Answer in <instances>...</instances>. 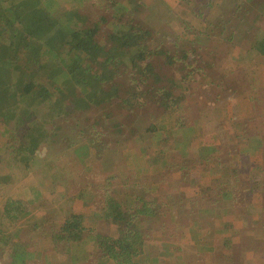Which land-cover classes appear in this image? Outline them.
Masks as SVG:
<instances>
[{
    "label": "rangeland",
    "instance_id": "374dc122",
    "mask_svg": "<svg viewBox=\"0 0 264 264\" xmlns=\"http://www.w3.org/2000/svg\"><path fill=\"white\" fill-rule=\"evenodd\" d=\"M119 1L126 0H60L65 9L109 17ZM259 3L212 0L207 8L197 0L193 6L136 0L132 15L156 41L172 51L177 40L200 46L215 65L191 80L212 82L183 91L185 101L173 112L149 100L130 116L123 110V132L112 134L110 124L96 148L82 120L48 118L40 129L52 134V142L29 160L27 171L12 156L26 126L0 116V237L12 235L7 244L0 240V264L11 261L17 241L32 256L28 264H113L99 250L116 236L113 208H132L138 216L135 264H264V56L251 48L264 27ZM199 7L205 16L195 14ZM215 18L226 23L212 38L205 24ZM26 54L20 53L25 68ZM167 73L175 75L170 68ZM137 197L155 202L153 213L135 212ZM8 200L27 203L13 223L1 219ZM67 218L79 236L55 241L52 235Z\"/></svg>",
    "mask_w": 264,
    "mask_h": 264
},
{
    "label": "trees",
    "instance_id": "16d2710c",
    "mask_svg": "<svg viewBox=\"0 0 264 264\" xmlns=\"http://www.w3.org/2000/svg\"><path fill=\"white\" fill-rule=\"evenodd\" d=\"M27 1L30 2L25 5ZM135 1L117 2V10L109 17L89 13L87 8L65 9L60 0H0V116L5 123L15 118L17 128L26 126L25 140L12 152L19 166L29 171V160L44 149V143L52 142V134L40 129L48 118L71 116L82 120L89 135L87 141L93 146L101 145L110 124L116 128L112 134L123 132L124 122L119 119L123 110L130 116L149 100L158 110L173 112L185 101L183 91L193 84L212 82L191 80L195 72L205 74L208 67L215 65L204 58L200 46L177 40L174 45L178 50L172 51L156 41L154 32L132 15ZM184 1L194 5V0ZM259 1L256 12L263 17L264 0ZM197 2L208 8L212 0ZM202 9H194L195 14L205 16ZM225 23L224 18H215L205 27L216 38L215 31ZM106 25L110 27L108 32ZM254 38L252 50L264 56V27ZM23 50L27 52L26 68L20 63ZM169 68L174 76L168 75ZM35 74L39 80L34 79ZM40 114L38 121L35 118ZM145 130L150 132L153 125ZM105 146L106 143L100 149ZM137 200L140 208L135 212L153 213L155 202L144 197ZM23 203L8 200L1 213L2 221H16L27 208ZM111 217L117 225L116 236L98 246L100 254L113 264H135L132 247L141 239L135 223L138 216L132 208H113ZM60 225L61 230L52 235L55 241H73L79 236L81 230L70 218ZM4 234L7 237L2 235L0 240L7 244L12 235ZM8 257V264H28L27 259L32 258L19 241L11 247Z\"/></svg>",
    "mask_w": 264,
    "mask_h": 264
}]
</instances>
